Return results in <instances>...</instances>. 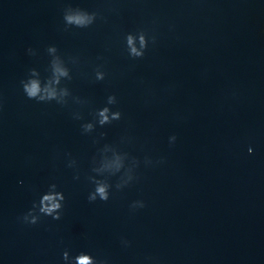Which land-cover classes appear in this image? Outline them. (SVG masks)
Instances as JSON below:
<instances>
[{
  "label": "water",
  "instance_id": "95a60500",
  "mask_svg": "<svg viewBox=\"0 0 264 264\" xmlns=\"http://www.w3.org/2000/svg\"><path fill=\"white\" fill-rule=\"evenodd\" d=\"M51 184L61 218L25 223ZM64 251L264 264V0H0V264Z\"/></svg>",
  "mask_w": 264,
  "mask_h": 264
},
{
  "label": "clouds",
  "instance_id": "9594fccd",
  "mask_svg": "<svg viewBox=\"0 0 264 264\" xmlns=\"http://www.w3.org/2000/svg\"><path fill=\"white\" fill-rule=\"evenodd\" d=\"M97 14L95 12H88L84 9H78L72 15H64L63 19L67 25H72L76 28H87L91 26L96 20ZM127 45L129 47V56L132 58H142L145 54V50L147 48V44L145 42L144 36L140 35L141 49L138 50L135 46H133V37L132 34L129 33L126 35ZM60 75H67V72L63 69H58ZM105 77V73L101 71L96 72V79L103 80ZM23 91L26 93V96L29 99L37 98L41 89L36 81H32L30 84H24ZM55 96V92H48V97L52 98ZM40 100H43L44 97H39ZM109 104H115L116 98L114 95H110L108 97ZM109 109L104 107L98 110L99 116L102 118L100 123L103 125L108 122V113ZM121 113L119 111L113 113V119H119ZM86 128H91V125L84 126ZM174 141L175 136L170 138ZM249 153H252V149H248ZM97 194L101 201H107L109 199V193L106 190V187L101 185L95 188V192H91L88 196V200L90 202H94L97 200ZM65 196L63 192L57 191V185L51 184L48 188V191L43 193L38 201V203L34 202L32 208L22 217V220L25 223L35 225L39 222L41 216H50L54 220H59L61 218L62 210L64 207ZM62 259L65 261V264H104L103 261H98L93 255L80 252L75 256H70L68 251H64L62 254Z\"/></svg>",
  "mask_w": 264,
  "mask_h": 264
}]
</instances>
